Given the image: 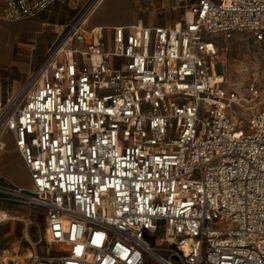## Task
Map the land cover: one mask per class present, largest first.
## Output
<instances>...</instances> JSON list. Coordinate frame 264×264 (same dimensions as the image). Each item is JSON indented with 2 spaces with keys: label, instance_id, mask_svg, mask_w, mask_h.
<instances>
[{
  "label": "built area",
  "instance_id": "1",
  "mask_svg": "<svg viewBox=\"0 0 264 264\" xmlns=\"http://www.w3.org/2000/svg\"><path fill=\"white\" fill-rule=\"evenodd\" d=\"M55 1L5 0L2 18ZM100 1L56 27L0 102V151L11 136L30 181L0 179V224L12 206L41 208L48 248L0 249V264H264V105L255 81L224 87L220 56L235 33L264 42V0L88 26Z\"/></svg>",
  "mask_w": 264,
  "mask_h": 264
},
{
  "label": "crops",
  "instance_id": "2",
  "mask_svg": "<svg viewBox=\"0 0 264 264\" xmlns=\"http://www.w3.org/2000/svg\"><path fill=\"white\" fill-rule=\"evenodd\" d=\"M87 2L57 0L32 18L8 21L2 18L5 0H0V102L14 93L27 74L39 65L56 38V27L71 21ZM170 4L172 0H101L90 14L87 24L105 28L130 24H175L179 15L169 13ZM2 178L22 186L29 183L28 171L11 136L6 137V147L0 151ZM18 246H21L18 242H12L5 249Z\"/></svg>",
  "mask_w": 264,
  "mask_h": 264
},
{
  "label": "rangeland",
  "instance_id": "3",
  "mask_svg": "<svg viewBox=\"0 0 264 264\" xmlns=\"http://www.w3.org/2000/svg\"><path fill=\"white\" fill-rule=\"evenodd\" d=\"M193 1L172 0V5H169V13H177L179 15L177 22H179L180 18L185 17L187 6ZM173 23L171 22L169 25ZM220 56L226 71L224 87L244 93L247 84L255 81L259 91V97L256 101L259 102L260 106L264 105V42L254 44L249 35L235 33L228 43L227 50L222 51ZM213 71L215 74L222 73V64H215ZM29 184L30 181L27 185ZM10 215L18 218L9 223L0 224V249H5L12 242H18L24 250H27L28 246L31 247V243H36L35 247L41 253L48 250L43 239L45 221L44 211L41 208H35L29 212L26 208L12 206ZM40 238L41 240L38 241ZM148 264L158 263L149 258Z\"/></svg>",
  "mask_w": 264,
  "mask_h": 264
},
{
  "label": "bare ground",
  "instance_id": "4",
  "mask_svg": "<svg viewBox=\"0 0 264 264\" xmlns=\"http://www.w3.org/2000/svg\"><path fill=\"white\" fill-rule=\"evenodd\" d=\"M10 214H4V217L5 218H8V220L12 221V220H17L16 218L17 217H14L12 215H10V218L8 217ZM10 221H7V222H10ZM13 251V248L11 250H7L4 252V255H3V258H4V261H7L8 260V257H11L12 256V252Z\"/></svg>",
  "mask_w": 264,
  "mask_h": 264
}]
</instances>
